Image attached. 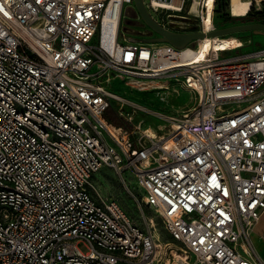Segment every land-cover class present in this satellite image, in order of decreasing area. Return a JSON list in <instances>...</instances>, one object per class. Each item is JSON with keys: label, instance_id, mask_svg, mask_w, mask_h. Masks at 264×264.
I'll use <instances>...</instances> for the list:
<instances>
[{"label": "built area", "instance_id": "built-area-1", "mask_svg": "<svg viewBox=\"0 0 264 264\" xmlns=\"http://www.w3.org/2000/svg\"><path fill=\"white\" fill-rule=\"evenodd\" d=\"M143 1L175 33L236 25L214 22L226 0ZM131 4L0 0V264H264L251 240L264 214V46L213 60L198 56L200 40L121 41ZM171 77L195 97L170 134L105 118L113 100L129 103L108 90L114 79ZM104 166L124 183L133 175L140 209L180 246L98 191L92 178Z\"/></svg>", "mask_w": 264, "mask_h": 264}, {"label": "rangeland", "instance_id": "rangeland-1", "mask_svg": "<svg viewBox=\"0 0 264 264\" xmlns=\"http://www.w3.org/2000/svg\"><path fill=\"white\" fill-rule=\"evenodd\" d=\"M259 11L264 12V7ZM228 12L230 13L229 9ZM230 16L232 15L230 14ZM222 19L221 15L216 14L215 24L222 26L220 25ZM260 22L264 23V20ZM235 24L239 25L241 23ZM124 37L126 40L131 39L144 43H156L153 40L158 37L140 19L134 4L127 5L124 9L121 41ZM223 38L229 42L235 40L237 43L235 49L229 52L230 55L243 54L264 46V32L261 31L239 32ZM193 45L198 47V43ZM107 88L118 97L120 96L121 99L129 102L123 103L113 100L111 103V110L117 115L119 122L122 124L121 127L130 131H136V128L143 131L148 130L153 132L154 135H158V137L172 132L177 122L183 118L184 111L194 103L193 99L195 97L186 88L182 80L176 77L160 80H129L128 82H123L122 78H119V80L114 79ZM123 177L125 183L115 170L104 166L93 176L92 182L105 198L119 202L132 220L140 227H146V220L153 219L156 223L160 242L168 241L180 246V244H176L170 239L164 229L162 220L155 214L153 209L147 207L143 211L140 209L134 195L140 199L144 195V191L139 187L133 175L126 172Z\"/></svg>", "mask_w": 264, "mask_h": 264}, {"label": "water", "instance_id": "water-1", "mask_svg": "<svg viewBox=\"0 0 264 264\" xmlns=\"http://www.w3.org/2000/svg\"><path fill=\"white\" fill-rule=\"evenodd\" d=\"M165 2H170V0H161ZM134 4L142 21L150 27L158 37L153 41L156 43H169L176 48H184L187 45L191 44L193 41L201 40L206 36L215 37V36H227L235 31H261L264 32V24L263 23H241L239 25H233L226 28H221L218 30H214L209 32L208 34L202 32L188 33V34H180L175 33L169 30L164 29L160 26L149 14L144 1L143 0H134Z\"/></svg>", "mask_w": 264, "mask_h": 264}, {"label": "bare ground", "instance_id": "bare-ground-1", "mask_svg": "<svg viewBox=\"0 0 264 264\" xmlns=\"http://www.w3.org/2000/svg\"><path fill=\"white\" fill-rule=\"evenodd\" d=\"M231 4H232V14L234 16H244L249 13V7H250L249 2L241 1V0H232ZM172 6L175 7L174 5ZM115 31H116V26L114 20L110 18V10H109L107 13V17L104 21V40L108 43H111L112 40L116 38ZM250 31H255V30H250ZM239 32H248V31H235L232 32L231 34L239 33ZM236 46L237 43L235 40L229 42L221 36H215V37L206 36L203 39H201L199 42L198 56L205 57L207 55H210L213 58V60H218L219 50H234ZM151 133L154 134L153 132ZM168 264H175V263H168Z\"/></svg>", "mask_w": 264, "mask_h": 264}, {"label": "trees", "instance_id": "trees-1", "mask_svg": "<svg viewBox=\"0 0 264 264\" xmlns=\"http://www.w3.org/2000/svg\"><path fill=\"white\" fill-rule=\"evenodd\" d=\"M218 7L216 9V14L221 15L222 22L220 25H226V24H235V23H246V22H254V21H263L264 20V12L262 11H255L254 8H252L249 13L244 17H233L230 16V13L228 12L229 9V0H226L224 2H218ZM105 118L109 123H111L114 126L121 127L122 124L119 122V119L117 115L114 114V112L111 110V108L105 113Z\"/></svg>", "mask_w": 264, "mask_h": 264}, {"label": "crops", "instance_id": "crops-1", "mask_svg": "<svg viewBox=\"0 0 264 264\" xmlns=\"http://www.w3.org/2000/svg\"><path fill=\"white\" fill-rule=\"evenodd\" d=\"M251 240L258 254L264 258V214L255 226Z\"/></svg>", "mask_w": 264, "mask_h": 264}, {"label": "flooded vegetation", "instance_id": "flooded-vegetation-1", "mask_svg": "<svg viewBox=\"0 0 264 264\" xmlns=\"http://www.w3.org/2000/svg\"><path fill=\"white\" fill-rule=\"evenodd\" d=\"M255 23H260V22H255Z\"/></svg>", "mask_w": 264, "mask_h": 264}]
</instances>
